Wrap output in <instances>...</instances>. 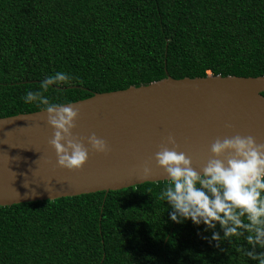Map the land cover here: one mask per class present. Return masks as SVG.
I'll list each match as a JSON object with an SVG mask.
<instances>
[{
    "label": "trees",
    "instance_id": "1",
    "mask_svg": "<svg viewBox=\"0 0 264 264\" xmlns=\"http://www.w3.org/2000/svg\"><path fill=\"white\" fill-rule=\"evenodd\" d=\"M57 72L72 79L42 94L64 105L166 76L264 77V0H0V118L45 110L23 98ZM169 182L0 207V264H259L218 223L174 222Z\"/></svg>",
    "mask_w": 264,
    "mask_h": 264
},
{
    "label": "water",
    "instance_id": "2",
    "mask_svg": "<svg viewBox=\"0 0 264 264\" xmlns=\"http://www.w3.org/2000/svg\"><path fill=\"white\" fill-rule=\"evenodd\" d=\"M261 93V76L208 74L178 80L166 76L68 103L79 109L73 136L89 152L79 171L57 166L49 143L54 130L47 124L45 110L0 118V207L169 181L155 161L169 135L200 172L218 137L250 135L264 144ZM92 134L107 142L106 154L93 151L87 143ZM144 166L150 167V176L143 175Z\"/></svg>",
    "mask_w": 264,
    "mask_h": 264
},
{
    "label": "clouds",
    "instance_id": "3",
    "mask_svg": "<svg viewBox=\"0 0 264 264\" xmlns=\"http://www.w3.org/2000/svg\"><path fill=\"white\" fill-rule=\"evenodd\" d=\"M71 79L70 74L57 72L41 83L42 91L28 90L23 99L25 103L38 101L45 106L47 124L54 130L49 143L55 150L57 166L79 171L89 159L84 142L73 136L79 109L72 104L50 103L42 94L50 85ZM87 143L97 153L109 151L107 142L95 134L87 138ZM178 149L175 137L169 135L155 154L157 166L170 181L160 199L174 209L171 219L178 222V217H182L209 228L218 223L224 239L245 237L253 248L246 255L264 264V252L255 253L257 245L264 248V144H258L250 135L218 137L212 142L211 156L200 172L192 166V158ZM143 175H151L150 167H143ZM220 239L218 233H213L212 240Z\"/></svg>",
    "mask_w": 264,
    "mask_h": 264
}]
</instances>
